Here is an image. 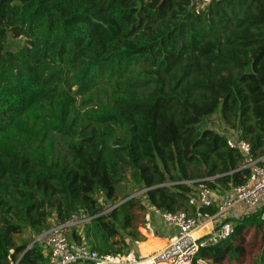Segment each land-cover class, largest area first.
Returning <instances> with one entry per match:
<instances>
[{
    "label": "trees",
    "instance_id": "obj_1",
    "mask_svg": "<svg viewBox=\"0 0 264 264\" xmlns=\"http://www.w3.org/2000/svg\"><path fill=\"white\" fill-rule=\"evenodd\" d=\"M200 1L0 0V264H49L32 242L51 221L129 253L146 203L193 215L201 182L221 195L248 181L233 135L264 163V0ZM129 170L144 200L116 202ZM262 210L196 261L238 259L255 229L264 264Z\"/></svg>",
    "mask_w": 264,
    "mask_h": 264
},
{
    "label": "built area",
    "instance_id": "obj_2",
    "mask_svg": "<svg viewBox=\"0 0 264 264\" xmlns=\"http://www.w3.org/2000/svg\"><path fill=\"white\" fill-rule=\"evenodd\" d=\"M228 145L246 157L244 167L251 170L248 181L221 195L201 182L189 199V205L195 208L193 215L185 211H163L149 205L145 227L155 242L148 247L147 255L142 256L134 249L126 254H101L86 243L73 241L64 233L63 226H57L46 233L49 264H206L196 261L199 252L220 244L235 233L234 224L226 222L230 212L239 208L241 214H247L264 207V163L251 158L252 149L247 141L233 135ZM212 207L217 208L215 214L203 210ZM154 216L175 232L160 234L155 231ZM261 219L264 221V210Z\"/></svg>",
    "mask_w": 264,
    "mask_h": 264
},
{
    "label": "rangeland",
    "instance_id": "obj_3",
    "mask_svg": "<svg viewBox=\"0 0 264 264\" xmlns=\"http://www.w3.org/2000/svg\"><path fill=\"white\" fill-rule=\"evenodd\" d=\"M207 1L208 0H201L199 6L205 5V3ZM211 121L213 123V124H211L212 127H214L215 129H217L219 131H226L227 128L225 126H221V123H220V120H219L218 116L213 117L211 119ZM120 191H121V194L119 195V197L116 200V202H119V201L122 200L123 194L130 195V197L132 195H137V197H139L142 200H144V195L142 193V190L139 189L138 185L134 181L132 170H129L126 173V178H125V180L123 182V188H121ZM99 197L102 198L103 196L99 195ZM108 207L110 208L111 205L110 206L108 205ZM109 210H111V208L110 209H108V208L106 209L107 212ZM154 217H156V216H154ZM236 218L237 217L229 218V219L226 220V222L232 223V224L235 225L236 223H235L234 219H236ZM157 228L161 231L160 233H162V234H165V229H167L166 227H163L162 223H157L155 225V229H157ZM170 230H171L170 232L173 234L174 233V229L170 228ZM45 233H43L40 236H36L37 237L36 239H37V241H40L41 243H43L46 246V242H45L46 234ZM27 236L29 237L30 235H27ZM243 237H244V240H245L244 243H243V247H244L243 253H241V255H240V257L238 259H234V260L233 259H228L223 264H255L256 259L259 257V255L262 252L261 234L259 232H257L255 229H249V230L245 231V233L243 234ZM19 240H20V238H19ZM237 240L238 241H235V244L240 245L241 242L239 241V239H237ZM45 253L47 254L48 252L45 251Z\"/></svg>",
    "mask_w": 264,
    "mask_h": 264
},
{
    "label": "crops",
    "instance_id": "obj_4",
    "mask_svg": "<svg viewBox=\"0 0 264 264\" xmlns=\"http://www.w3.org/2000/svg\"><path fill=\"white\" fill-rule=\"evenodd\" d=\"M143 193V192H142ZM218 194V193H217ZM133 196V195H132ZM134 196H137V195H134ZM133 196V197H134ZM131 198V197H130ZM150 204H148V203H146V206H147V208H148V206H149ZM110 206V205H109ZM242 212H241V209H239V208H237V209H235V210H233L232 212H230L229 214H228V216H227V219L228 218H233L234 216H241V215H243V214H241ZM157 223H162L163 224V227H166L167 229H165V233L166 232H170L171 230H170V227L169 226H167L166 224H164V222L161 220V219H158L157 217H153V220H152V226H153V228H154V230L155 231H157L158 233H160L161 231L157 228V229H155V225L157 224ZM50 225H51V228L53 229V228H55V227H57V223H55L54 221H51V223H50ZM63 231H64V233L65 234H67L68 235V237L69 238H71L72 239V236H71V234H72V231H74V230H77L80 234H82L83 235V237H85L84 236V228L80 225V222L79 221H74V222H72V223H70L69 225H66V226H63V229H62ZM174 232H175V230H174ZM47 233V232H46ZM45 233V234H46ZM171 233V232H170ZM160 234H162V233H160ZM73 240V239H72ZM154 242H155V240L153 239V237H152V235H151V232L149 233L148 232V230H146V238L144 239V240H141V241H138V242H136V243H133V246L135 247V250H138L139 252H140V245L141 244H146V247H145V250L147 251V254H148V247L149 246H153L154 245ZM45 248H47L46 246H45ZM48 249V248H47ZM46 249V251L49 253V249L47 250ZM151 249V248H150ZM141 253V252H140ZM146 254V255H147ZM83 264H90V263H83Z\"/></svg>",
    "mask_w": 264,
    "mask_h": 264
},
{
    "label": "bare ground",
    "instance_id": "obj_5",
    "mask_svg": "<svg viewBox=\"0 0 264 264\" xmlns=\"http://www.w3.org/2000/svg\"><path fill=\"white\" fill-rule=\"evenodd\" d=\"M145 247H146V244L145 245L141 244L140 247H139L140 248V252L142 253L143 256L147 254V251L145 250Z\"/></svg>",
    "mask_w": 264,
    "mask_h": 264
},
{
    "label": "water",
    "instance_id": "obj_6",
    "mask_svg": "<svg viewBox=\"0 0 264 264\" xmlns=\"http://www.w3.org/2000/svg\"><path fill=\"white\" fill-rule=\"evenodd\" d=\"M197 1H198V0H193V3H196ZM133 196H134V195H133ZM133 196H131V198H132ZM107 204H108V205H112V201L108 200ZM36 241H37V239L32 243V245H33ZM32 245H31V246H32Z\"/></svg>",
    "mask_w": 264,
    "mask_h": 264
}]
</instances>
